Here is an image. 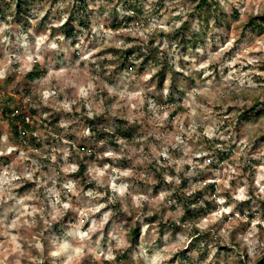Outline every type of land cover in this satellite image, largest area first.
I'll return each instance as SVG.
<instances>
[{"label": "rangeland", "instance_id": "obj_1", "mask_svg": "<svg viewBox=\"0 0 264 264\" xmlns=\"http://www.w3.org/2000/svg\"><path fill=\"white\" fill-rule=\"evenodd\" d=\"M217 1L224 26L191 0H87L69 38L74 0L0 17V102L36 112L18 140L0 117V264H264V31H242L264 0ZM175 191L212 203L183 224Z\"/></svg>", "mask_w": 264, "mask_h": 264}, {"label": "trees", "instance_id": "obj_2", "mask_svg": "<svg viewBox=\"0 0 264 264\" xmlns=\"http://www.w3.org/2000/svg\"><path fill=\"white\" fill-rule=\"evenodd\" d=\"M0 2H3V4L0 5V17L1 18H5V16H6L5 13H7L10 10L12 11L13 18L16 19L17 17H19V18L21 17V19H23L24 21H27V15L31 14V10L26 7L27 0H0ZM191 2L194 4V7L192 9V15H197L202 20H207V17H211L213 19V23L217 24V26H224L225 24H227L225 12L222 10V8L220 7V4L217 0H191ZM74 5L75 6L73 7V9H74L73 13H75L76 15L75 16L70 15L65 20V23H63V25H62V27L65 28L64 34L68 38L74 37L75 33H76L75 28H72L69 26L71 21H72V18L73 17L80 18L81 14L82 15L86 14L88 2H87V0H74ZM81 25H82V23H81ZM84 27H86V26H84ZM182 29H184V28H182ZM242 31H243V33L246 31L263 32L264 31V13H259V14H255V15L250 16L248 18V20L243 24ZM119 53H120V56L122 57V59H123V57L125 59L126 54H128L129 52L121 51ZM164 61L165 62H162V64L167 63L166 62L167 60L165 58H164ZM45 72L46 71L44 69L40 68L38 65H34L31 68V70L28 73H26L25 79L29 82H34V81L42 78L45 75ZM162 75H163L162 70H160L157 73V77H158L157 81L160 82L162 80ZM260 105L261 104L256 100L253 102V104L251 106H249V107L244 106L242 109V112H241V114H242L241 117H243L244 115L246 116L248 114L255 112L256 109ZM27 114L30 115L29 118L31 119L36 114V112H35V110H33L31 108H23L22 105H20V103L14 104V102L9 100V99L4 101V102H0V117L4 121V123L6 124L9 131L12 133L11 137L14 138L15 140H18V138L19 139L22 138L20 135L21 130L22 131L25 130L26 135L29 133L32 134L34 132V127L31 125L32 122L30 121L29 124H26L24 122V117L28 116ZM119 124H120V126L125 125L124 122H122V121H120ZM119 129H120V127L118 128V130ZM92 131H93V135L98 133V131L95 129H92ZM135 131L136 130H135L134 126H131L130 128H124L123 132H120V130H119V132H117V135H120L121 137L129 140L132 137L133 133H135ZM101 137H102V139L105 138L103 135ZM260 139L264 140V134L261 136ZM109 143L113 146H116L115 145L116 142H114L112 140H109ZM82 149L84 150V146H82ZM85 170H86V165L84 163H79L78 168H77V173H78L77 175H79V176L83 175ZM245 170H246V172H249L252 175L251 168L248 167ZM156 177L158 180L160 178L161 179L163 178L162 174H159ZM185 185H186L185 181L180 180L179 184H178V189L183 190L186 187ZM213 187H214L213 184H208L205 188V191L207 189L213 190ZM173 199L176 203H178L181 206V209L183 211V216L180 218V221L183 224L188 222L197 213L203 214V212L201 210H199V208H196V206H195L198 201L202 200L203 204H207V205L212 203V200H210V202H208L207 200H204V196L202 195V193L200 191H198L197 193L191 194L189 196H186L185 193H182L180 195V193L178 191H175ZM129 231H130L129 238L131 239V244L136 245L139 232H138V230H134L132 228H130ZM126 258H127V252L124 253L122 256L116 255L115 260H114V264H122V262ZM244 264H246V263H244ZM256 264H263V260L262 259L258 260Z\"/></svg>", "mask_w": 264, "mask_h": 264}, {"label": "built area", "instance_id": "obj_3", "mask_svg": "<svg viewBox=\"0 0 264 264\" xmlns=\"http://www.w3.org/2000/svg\"><path fill=\"white\" fill-rule=\"evenodd\" d=\"M16 113V112H15ZM24 122L26 123V124H29L30 123V118L28 117V116H25L24 117ZM20 135L22 136V137H26V132H25V130H21L20 131Z\"/></svg>", "mask_w": 264, "mask_h": 264}]
</instances>
